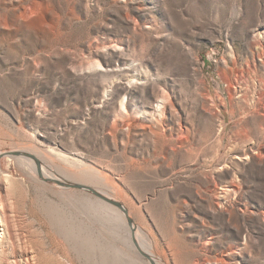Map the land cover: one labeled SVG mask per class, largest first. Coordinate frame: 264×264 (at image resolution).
Segmentation results:
<instances>
[{"label": "rangeland", "instance_id": "rangeland-1", "mask_svg": "<svg viewBox=\"0 0 264 264\" xmlns=\"http://www.w3.org/2000/svg\"><path fill=\"white\" fill-rule=\"evenodd\" d=\"M83 165L157 263L264 264V0H0V187L17 232L65 264H153L115 210L52 181L76 184ZM62 226L103 250L79 259Z\"/></svg>", "mask_w": 264, "mask_h": 264}, {"label": "bare ground", "instance_id": "bare-ground-1", "mask_svg": "<svg viewBox=\"0 0 264 264\" xmlns=\"http://www.w3.org/2000/svg\"><path fill=\"white\" fill-rule=\"evenodd\" d=\"M123 107L125 108L124 104H123ZM167 109H168V106H167V104H165L163 106V111H162L163 117L166 114ZM18 158L19 159H23L25 157L22 155V156H19ZM30 161L32 163V168L35 171L39 172V174H41L40 177L41 176L48 177V174H47V172H46L44 167H42L41 165H40L41 167H39V168L36 167V164H39V160L37 159V157L36 158L34 157V161L35 162L33 160H30ZM85 165H83L84 168L81 170V172L78 173L81 178H79V179H77L75 181L76 184L78 183V184L84 185L86 187L94 189L95 191H97L98 193L102 194L103 196H106V194L104 192L100 191V189L98 190V189L93 187L94 185L92 186V184L94 182H96V183H99V184H103V186L108 187L109 185L106 182H104L105 179L102 176H100L97 171H95L92 168L85 167ZM49 181H51V180H49ZM2 187H0V205L3 207L2 220H3V223L6 226V231H7V235H8L7 238L11 242V251L9 252V255H8L9 259L7 258V261H6V258L4 257V254H7V253H4L3 251H1L0 252V259H2V261L4 260V261L8 262V264H65L63 261L54 260L48 253H46L40 247L34 245L35 241L33 240L32 237H26V236H23L22 234H20V232L19 233L17 232L16 225H15V220H14L15 218H14L13 214L11 213V210H12V206L11 205L12 204H8V202H7V198L8 197L7 198L4 197V195H3L2 191H1ZM84 191H86V190H84ZM87 196H88V194H87ZM97 200L99 202H101V204L100 203H98V204H100L103 208H105V210H109V211L110 210H113V211L115 210V212L118 213V215L116 213H112L113 215L110 213L112 218H114L116 216H121L122 223L125 224L124 225L125 229H126L125 232L127 233L126 238H127V243L129 244V248L128 249H131V250L133 248H135L136 250L138 249V251L143 256H144V254H147L148 258L150 259V261H152L154 264H159V263H157L155 261V259H154L155 255L151 251V249L153 247V243L149 244V243H147L148 241L147 242L142 241V238H140L138 236L134 237L132 235L133 230L136 229L139 226H136V225L132 224V226L129 228L128 225L126 224V221L124 219L123 214L118 211L119 209H114V207L109 206L108 204H106L105 202H103L100 199H97ZM94 202L96 203L95 200H94ZM92 205H93L92 210L95 211V213L99 212L98 211V206H96V205L94 206V203ZM124 207L126 208V206H124ZM91 225H93V224H91ZM72 230L70 228L62 226V229L60 231L56 232V233L63 239V241L65 243H67L69 246L70 245L72 246L73 250L76 253V256L79 257V259L81 258L82 255H86V257L89 256V257H92V258H96L98 256V253H100V250H103V249H99V246L97 245L96 240L94 239V237L91 234H89V236L84 234L83 228L80 229V227H79V229H75L74 231H72ZM86 232L87 231H85V233ZM92 234H94V233H92ZM133 238L136 241L135 244L132 242ZM96 239H97V237H96ZM71 241H73V242H71ZM111 244H113V243L111 242ZM111 244L108 245L107 252H106V254H107L106 256L107 257L109 256L110 258L112 257V253L115 252L114 251L115 249L112 248ZM63 246H64V244H63ZM103 252H102V254H103ZM128 254L127 255L124 254L122 256L123 257L122 260L124 261V264H133L131 259L128 258ZM1 257H3L4 259L1 258ZM12 258H13V262L10 261ZM112 261H113L112 259H110V261L108 259H106V263L105 264H112ZM67 263L68 264H76V263H74L71 260H69ZM79 264H84V262H79Z\"/></svg>", "mask_w": 264, "mask_h": 264}, {"label": "water", "instance_id": "water-1", "mask_svg": "<svg viewBox=\"0 0 264 264\" xmlns=\"http://www.w3.org/2000/svg\"><path fill=\"white\" fill-rule=\"evenodd\" d=\"M16 156H27V154L24 153H15ZM39 165V164H38ZM40 167V166H39ZM54 182H56L57 184L63 186V187H67V188H74V189H80V190H86L89 191L90 193H92L93 195H95L98 199L102 200L103 202H105L106 204L112 206V207H116L118 209H120L122 212L125 213V215L128 218V222L131 225L132 224V219L128 216V210L124 207L123 204H121L120 202L114 201L112 199L107 198L106 196H103L102 194L98 193L97 191H95L94 189H91L89 187L83 186L81 184H70V183H62L56 180H52ZM145 257L148 258L147 254H144ZM149 259V258H148ZM154 264V263H153Z\"/></svg>", "mask_w": 264, "mask_h": 264}]
</instances>
